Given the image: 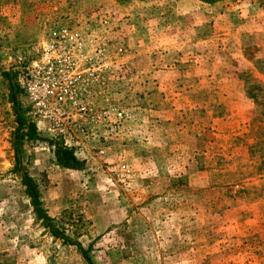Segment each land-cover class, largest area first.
I'll return each instance as SVG.
<instances>
[{"label": "rangeland", "instance_id": "rangeland-1", "mask_svg": "<svg viewBox=\"0 0 264 264\" xmlns=\"http://www.w3.org/2000/svg\"><path fill=\"white\" fill-rule=\"evenodd\" d=\"M154 1L158 3L157 10L152 6L155 14L148 6L139 4L135 10L129 7L134 2ZM181 1L0 0L1 263L9 257L10 264H88L78 247L56 240L37 222L21 185V175L12 172L18 149L20 165L37 180L49 215L60 220L61 225L68 223L69 217L70 223L80 221L79 231L72 238L88 251L94 264H264V90L260 85L264 84V0H214L212 4L198 0L209 5L213 16L235 18L231 23L234 28L223 25L216 34V54H231L230 49L237 41L233 49L241 50L243 57L234 58L236 69L225 68L226 73L217 74L220 78H215L210 86L206 82L205 90H199L196 77L183 73L193 63L181 62V68L174 67L171 75L173 91L190 100L208 101L215 92L213 83L225 82L229 94L239 96L238 85L253 103L252 109L250 105L241 107L246 113L241 117H229L237 112L232 109L237 106H222L223 113L226 108L232 110L220 124L221 131L211 134L207 131L204 151L195 152V147L189 146L188 153L177 155V145L186 138L175 137L169 140L168 149L159 148L157 152L143 139L135 143L132 136L130 140L114 139L108 143L109 162L98 156H85L79 158L85 161L84 170H72L57 165L55 148L45 140L25 142L21 147L16 143L15 110L28 117L31 113L17 75L25 66L40 60L42 45L53 39L70 19L100 11L115 20L110 45L121 44L126 50L125 79H120L121 74L115 68L118 58L112 57L114 66L107 72L110 85L102 94L110 104L128 112L127 131H134L138 118L148 121L149 104L164 97L158 88L159 82H167L166 74L151 72L146 56L136 60L128 56L136 51L134 41L139 21L147 32L153 27L148 26L152 15H157L154 18L157 22L180 26L181 22L188 25L197 20L198 7L200 12L206 10L195 0L196 10L183 16L191 1L188 0L184 10L179 6ZM213 51L205 48V57H211ZM190 52L191 60H196V52ZM103 62L101 58L92 65ZM6 73L21 90L16 105L11 102ZM246 85L249 93L258 98L257 103L247 96ZM95 92L101 90L96 88ZM184 119L189 124L191 113ZM209 124L213 125L208 123L207 130L211 128ZM40 133L47 139H59L52 138L47 130ZM133 144H138L140 150L136 161V157L121 156L118 151L121 145L126 146V152L134 150ZM93 146L100 147L90 143ZM181 157L184 162L177 172L174 166L167 168L166 159L172 165L181 163L176 161ZM124 165L128 168H123ZM145 165L147 168L143 170ZM181 211H188L189 216L182 217ZM185 243L190 245L188 251ZM196 243L207 244V249L198 251L194 248ZM187 253L189 260L185 259Z\"/></svg>", "mask_w": 264, "mask_h": 264}, {"label": "built area", "instance_id": "built-area-1", "mask_svg": "<svg viewBox=\"0 0 264 264\" xmlns=\"http://www.w3.org/2000/svg\"><path fill=\"white\" fill-rule=\"evenodd\" d=\"M114 26L115 20L103 11L70 19L42 45L40 60L17 75L38 131L47 130L52 138L61 139L78 158L88 152L105 158L110 141L132 136L125 127L128 112L102 94L110 85L107 72L114 66L112 57L118 58L115 68L125 79V47L110 45ZM101 58V65H92ZM96 88L101 92L96 93Z\"/></svg>", "mask_w": 264, "mask_h": 264}, {"label": "crops", "instance_id": "crops-1", "mask_svg": "<svg viewBox=\"0 0 264 264\" xmlns=\"http://www.w3.org/2000/svg\"><path fill=\"white\" fill-rule=\"evenodd\" d=\"M189 1H191V6L189 7L187 6L188 0H182L179 4L182 10H184L186 6L188 7H186L187 9L183 16L191 14L194 10H196V1L198 2V6H201L200 4H202L204 6L203 8H206L205 12H200L198 7V18L196 15L197 20L189 23L188 25L181 22L182 24L179 26L178 24H173L172 22H157V20H154L157 15L153 16L151 14L152 20H149L148 26H153L152 29H149L147 32L143 31L142 21H139V24L137 26L138 29L135 31L134 43L136 51H134L131 56H128V59L135 58V60L142 56L148 57L150 60L149 66L151 67V72L153 71L156 74L164 73L166 74L167 78V82H159L160 87L158 88L160 92H164V97L159 98L155 100V102H151L149 104L150 109L149 111H147L148 113H146V115L148 114L146 116L148 121H146L145 118H138L135 122L134 131L132 132V134H134L132 136L136 141L135 143H141L143 140L147 141V144L150 145V148H157L158 152L159 148H161V150L168 149L167 147H169V140H172L175 137H185L186 139L182 138L180 145H177L179 146L176 149L177 155H184L185 153H188L189 146L192 148L195 147V152L204 151V149L206 148V139L208 138L206 134L207 131H209L208 133L210 134L211 131H221L220 124L223 120L226 119V117H228V114L232 109L237 110V112L229 115V117H241L245 115L246 113L241 109V107L243 106L250 105L249 109L253 108V103H251L252 101L246 97L243 87L237 85V91L239 89V92H237V94L239 96H236L234 94H229V92L227 91L229 89L225 85V82H220V84L213 83V89H215V92L208 101H206L205 99L190 100L189 98H187V96L185 97L183 94L173 91V80L171 75L175 72L174 67H177V69L181 68V62L190 61L191 63H193L189 65L188 70L183 71V73H187L190 78L196 77L197 81H195V83L198 86L199 90H205L208 86L206 82H209L210 86V82H213L215 78H220V76L216 77L217 74L226 73V70H224L225 68H227L228 71H230V68L236 69V57H243L240 54L241 50H238V48L233 49L237 41H234L235 44L232 45V47H234L230 49L231 54L223 53L220 55L216 54L215 52L218 45L214 41L216 34L223 29V25L227 26L229 24L230 27L234 28V25H232L231 23L235 21V18H233L232 16H223L222 14H218V16L216 14L213 16V11L209 9V5L203 4L198 0ZM139 4L144 7H151L150 11H152L153 14H155L153 9H158V3L155 1L148 4H144L142 2H134L133 4L129 5V7L131 10H135V7ZM161 5L163 6L164 4L161 3ZM152 6L156 7L152 9ZM206 29L208 30L207 34ZM236 38L237 35H234V40ZM205 48L214 50L213 55L210 54L213 57H205ZM190 50L196 52V60H191L192 56L190 55ZM180 51H182V53H180ZM191 75L193 77H191ZM234 89L235 87L232 88V90ZM216 90L219 91L216 92ZM224 94H227V96L223 99L222 97ZM222 106L237 107H233L232 109L226 108L224 109L226 112L223 113ZM189 112L191 113L192 121H189V124H186L184 118L189 114ZM225 114L227 115L223 118V115ZM179 122L182 123L179 124ZM143 123H147L148 126L144 125ZM208 123H213V125L209 124V127L211 128L207 130L206 128L208 126ZM131 137H129L128 140H130ZM187 139H191L195 143L185 142L184 144V141H188ZM215 144L216 141L213 142V145ZM137 145L138 144H133L134 150L127 151L128 153L125 150L126 146L121 145L118 147L119 154L121 156L130 154L131 156L136 157V161L137 158H140V150ZM110 149L111 147H109L107 150V156ZM192 152L194 151L192 150ZM88 156L96 158L97 155L95 153L88 152L86 154V157ZM105 161L109 162L110 160L108 157H105ZM166 161L167 168H170V166H174L173 170L174 172H177V169L180 168V164L184 162V158L182 159L181 157L176 160L177 162L181 161V163L172 165H169L170 163H172L171 160L169 161L168 159H166ZM145 168H147L146 165L143 170H145ZM202 174L204 175V172H201L199 176L202 177ZM173 213L174 212H170L171 215ZM181 214L182 217L189 216L188 211H181ZM180 233L183 236L184 226L181 227ZM189 246V243H185L186 251L189 250ZM194 248H197L198 251H201L203 249H207V244L202 245L196 243L194 245ZM186 258L188 260L191 259L188 253L187 255L185 254V259Z\"/></svg>", "mask_w": 264, "mask_h": 264}, {"label": "trees", "instance_id": "trees-1", "mask_svg": "<svg viewBox=\"0 0 264 264\" xmlns=\"http://www.w3.org/2000/svg\"><path fill=\"white\" fill-rule=\"evenodd\" d=\"M204 3L212 4L214 0H201ZM8 82L9 88L11 90V102L16 105L18 100V94L21 92L17 84H15L9 74H5ZM251 76V75H250ZM262 86L261 89L264 90V84L260 83ZM249 87L246 85V93L251 99L258 102V98L252 93H249ZM26 112V111H25ZM16 116V132L15 139L19 147L23 146L25 142H34V141H47L55 148V158L57 165L65 169L72 170H84L85 161L80 160L75 152L67 147H65L61 139L51 140L42 136L38 131L37 126L30 117L20 114L15 110ZM14 174L21 175V185L23 186L25 193L30 201V204L33 208V213L36 217L37 222L41 224L45 229L49 230L50 234L56 239L63 241L64 244H69L71 246L78 247L83 253L84 258L88 264H94L91 258L88 255V251L84 250L82 245L75 241L72 237L75 236L79 231V223H70L72 218H68V223L61 225L60 220L52 218L44 206L42 200L40 186L36 179H34L28 172H25L20 165L19 151H16V162L12 170ZM9 257H6L5 260L0 264H10Z\"/></svg>", "mask_w": 264, "mask_h": 264}]
</instances>
